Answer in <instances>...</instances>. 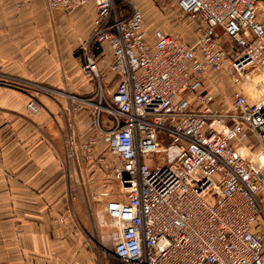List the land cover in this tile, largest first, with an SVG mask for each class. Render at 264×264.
Returning <instances> with one entry per match:
<instances>
[{
    "label": "built area",
    "instance_id": "2783aa9c",
    "mask_svg": "<svg viewBox=\"0 0 264 264\" xmlns=\"http://www.w3.org/2000/svg\"><path fill=\"white\" fill-rule=\"evenodd\" d=\"M258 1L177 0L180 17L199 20L202 35L187 45L157 30L150 46L143 13L133 5L122 14L115 0H45L49 10L65 12L92 2L89 46L107 44L112 51L109 69L119 81L108 99L95 58H86L82 71L98 81V91L95 100L73 98L74 109L90 106L86 127L95 134L80 142L70 133L66 154L72 163L95 162L101 140L116 160L107 164L100 157L97 166L118 191L102 190L92 199H107L117 264H264V25L257 20ZM226 68L234 89L229 107L219 111L214 96L202 90V77ZM249 140L258 146L252 159L236 152Z\"/></svg>",
    "mask_w": 264,
    "mask_h": 264
},
{
    "label": "crops",
    "instance_id": "0c3cea01",
    "mask_svg": "<svg viewBox=\"0 0 264 264\" xmlns=\"http://www.w3.org/2000/svg\"><path fill=\"white\" fill-rule=\"evenodd\" d=\"M175 11L166 22L158 19L155 27L144 24L150 46L157 30L187 45L202 35L199 20L180 17L176 4ZM94 16L92 2L65 12L49 10L45 0H0V84L36 83L50 90L32 93L41 109L31 115L27 92L0 86V264H100L88 239L90 195L100 187L87 183L100 178L97 160L104 147L98 144L95 162L77 160L74 166L66 156L70 133L80 142L89 134L90 106L75 110L73 100H95L97 94L98 81L81 69L87 56L97 62L105 99L119 81L109 69L110 47L89 46ZM212 74L220 73L204 75L202 90L214 96L220 111V80ZM102 125L110 127L106 116ZM236 152L247 159L258 153L251 140ZM110 160L116 162L112 156ZM263 199L264 192L261 203Z\"/></svg>",
    "mask_w": 264,
    "mask_h": 264
},
{
    "label": "rangeland",
    "instance_id": "374dc122",
    "mask_svg": "<svg viewBox=\"0 0 264 264\" xmlns=\"http://www.w3.org/2000/svg\"><path fill=\"white\" fill-rule=\"evenodd\" d=\"M176 1L177 0H115V6L118 11H123L124 13L127 12L128 8L131 5L137 7L143 13L145 26L152 25L155 27L156 25L155 22L157 23L158 19H161L162 21L166 22L169 20L170 17H172L175 14ZM256 14H257V20L260 23L264 24V0L258 1L256 5ZM212 76H213V79L217 78L220 80L217 101H218V107L220 111H225V109L228 108L231 102V93L234 89V86H233L234 85L233 84L234 75L229 68H226L224 72L220 74H216V75L212 74ZM0 86H5L8 88L14 89L16 91L19 90L22 92H27L28 100L26 103V110L31 115L37 114V112L41 109L39 102L32 95V93H37V92H43V93H48V94L50 93V92H45L43 90H40L39 87H43L45 89H48V88L40 84H36V83L9 81L8 84L3 83V84H0ZM96 86H97V91H98V85ZM31 103H33L34 106L37 107L36 109L38 110L37 112L31 111L32 109L29 107ZM88 132L89 134L87 135L86 139L89 136H92L93 134H95L94 131L90 129ZM161 137H162V140H164V142L166 143V138L163 136V134H161ZM98 144H101L104 147V151L101 154L103 155L104 153V155L99 156V158L103 157L106 160L107 164H113L114 162H111L110 160L111 156L105 150V146L103 145L101 140H98L94 151L96 150ZM251 146L255 151H258V146L253 140H251ZM94 154L95 153L93 152V158H94ZM248 156L252 157V154L248 153ZM73 164L74 166H76V163H73ZM100 169L101 168H99V170ZM92 182H95L96 185L95 183H92ZM87 184L90 187H93V186L100 187L98 192H101L103 190V191H107L111 193H116L118 191L117 182L114 179H112V177H110L108 174H104V172L102 171L100 173V178H96V179L90 178L89 183ZM97 184L99 185L97 186ZM95 192H97V190H95ZM93 195L94 194L90 195V207L88 211L89 213L88 219L90 220V226H89L90 229L88 233V239H89L90 248L93 251L94 255L99 259L100 264H117L115 258L112 255V249H113L112 242L108 238L110 229L108 227V217L104 211L107 199L98 197L95 200H93L92 199ZM98 205L103 206V208L99 209L101 211L100 213H97ZM261 206L264 209V199H263V202L261 203ZM263 221H264V217H263ZM262 228H264V225H262Z\"/></svg>",
    "mask_w": 264,
    "mask_h": 264
},
{
    "label": "bare ground",
    "instance_id": "6f19581e",
    "mask_svg": "<svg viewBox=\"0 0 264 264\" xmlns=\"http://www.w3.org/2000/svg\"><path fill=\"white\" fill-rule=\"evenodd\" d=\"M263 162H264V159H263V158H261V159H260V163H263Z\"/></svg>",
    "mask_w": 264,
    "mask_h": 264
}]
</instances>
